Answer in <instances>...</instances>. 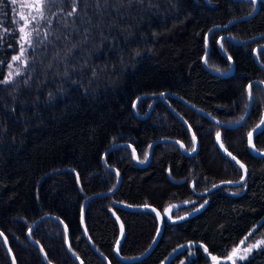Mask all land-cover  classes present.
<instances>
[{"label": "trees", "instance_id": "1", "mask_svg": "<svg viewBox=\"0 0 264 264\" xmlns=\"http://www.w3.org/2000/svg\"><path fill=\"white\" fill-rule=\"evenodd\" d=\"M84 4L99 25L87 37L64 27L67 3L45 0L43 32L8 81L18 31L10 0L0 2V264H177L185 252L170 253L186 244L194 254L184 264H206L263 231L264 156L247 138L264 120V1L255 10L253 0H109L102 14ZM249 83V111L231 127L159 98L169 91L231 124L246 112ZM217 132L246 166L243 181L222 183L243 170ZM252 144L264 150V124ZM115 202L163 215L160 238L136 261L114 254L113 212L123 258L146 250L157 217ZM245 264H264V247Z\"/></svg>", "mask_w": 264, "mask_h": 264}, {"label": "rangeland", "instance_id": "2", "mask_svg": "<svg viewBox=\"0 0 264 264\" xmlns=\"http://www.w3.org/2000/svg\"><path fill=\"white\" fill-rule=\"evenodd\" d=\"M45 0H16V3H12L10 0V9L12 12L14 24L18 31V49L15 54L11 57L8 68H7V77L11 74V77L19 73L25 66L27 62V53L29 44L28 41L32 42V39L40 34L42 31V26L45 23L46 19L40 17V12H43L45 16ZM36 16L37 19L33 20L32 17ZM23 29V31H21ZM21 48L24 49L23 55L21 56ZM20 56L19 60H14L13 57ZM243 241V243H241ZM239 241L236 246L231 247L225 256L219 257L216 255H209V260L206 264H245L250 255L259 248L264 247V243H260L257 247H253L250 251L245 252V249L249 245H257L258 241H264V230L259 232L254 236H247ZM233 249H238L236 255H233ZM183 250L185 253L181 256V260L177 264H184L188 259H191L194 254V248L189 244L181 245L179 249L174 250L170 253L172 256L175 252ZM169 255V256H170ZM228 256H232V259H228ZM213 257L216 259L213 260ZM243 257V259H241ZM169 257L161 264H169Z\"/></svg>", "mask_w": 264, "mask_h": 264}, {"label": "water", "instance_id": "3", "mask_svg": "<svg viewBox=\"0 0 264 264\" xmlns=\"http://www.w3.org/2000/svg\"><path fill=\"white\" fill-rule=\"evenodd\" d=\"M264 1V0H263ZM258 2H259V0H255V10H257L256 8L258 7ZM223 27H225V26H223ZM205 55V54H204ZM202 63H203V66L205 67V68H208L209 70H210V68L209 67H207V66H205V64H204V62L202 61ZM258 65H260L261 67H263L264 68V65H261L260 63H258ZM216 73V72H215ZM256 81V80H255ZM251 83V82H250ZM250 83L248 84V85H250ZM248 85H247V88H248ZM161 94H163V95H161ZM160 95H159V98L162 100V101H164L165 103H167L168 104V102L166 101V99H165V95L166 94H168V95H172V96H175L176 98H178L181 102H183L184 104L186 103L188 106H190L192 109H194L195 111H198V112H201V113H203L205 116H207V117H209L210 119H212L213 121H215L216 123H218L219 125L221 124V125H223V126H226V127H231V126H236V125H238V124H240V123H242V120L245 118V116L247 115V113H248V109H249V107H250V105H251V100L252 99H249V103H248V106H247V108H246V112L243 114V119H240V120H238L237 122H235V123H231V124H224V123H221V122H218V121H216L212 116H210V115H207L206 113H204V112H202L201 110H199L197 107L195 108V107H193L191 104H189L188 102H186V101H184L182 98H180L179 96H177V95H173L172 93H170L169 91H162V93H161ZM170 110L173 112V113H175L179 118H181V116H180V114L179 113H177V112H175V110H173L171 107H170ZM148 111V110H147ZM147 111H146V113H147ZM146 113H144L143 114V116H145V114ZM263 120V119H262ZM261 120V121H262ZM258 125H260V127L259 128H257V125L256 126H254L253 127V129L250 131L251 133H252V136H251V142L249 143V138H247V144H248V149H249V152L252 154V155H257V156H264V150H258V149H256L254 146H253V144H252V138H253V136H254V134L258 131V130H260V128L263 126V124H261V122L258 124ZM190 133H191V131H190ZM192 134V133H191ZM164 139H167V138H164ZM164 139H161V140H164ZM172 141H175V140H173L172 139ZM194 143H195V146H196V138H195V140H194ZM216 143H217V145H218V147H219V149H220V151H222L226 156H228V154L227 153H229L227 150H226V148L223 146V147H221V142H220V140L218 141L217 139H216ZM152 144L153 143H151L150 144V146H149V151H148V155H147V159L149 158V155H150V152H151V146H152ZM182 149H183V151L185 152V148L184 147H182ZM105 154V153H104ZM232 156H234L233 154H232ZM229 157V156H228ZM235 158H236V160H233L235 163H237L236 161H239L240 162V160L236 157V156H234ZM230 158V157H229ZM231 159V158H230ZM232 160V159H231ZM239 166H240V164H243L242 162H240V163H237ZM244 165V164H243ZM245 168H246V166H245ZM242 170H243V177L245 176V171H244V169L242 168ZM244 180V179H243ZM243 180H238V181H233V182H241V181H243ZM118 181H119V176H118V178H117V184H118ZM222 183H226V182H222ZM116 184V185H117ZM228 184H234V183H228ZM100 193H102V192H99V193H95V194H92V195H100ZM106 193H109V191L108 192H106ZM89 197L90 196H88L85 200H84V202H83V205L87 202V200L89 199ZM114 205H117V206H119V207H124L125 209H128V210H132V211H134V210H140V211H145V210H148V211H150L153 215H155V217H157V231H156V233H155V235H154V238H153V240L151 241V243L147 246V248H146V250L144 251V252H142V253H140V254H137L136 256H134V257H125V258H123V257H121L120 256V254H119V250H118V246H119V244H120V242H121V238L123 237V234H124V227L122 226V223L120 222V220H119V218L118 217H116V215H115V213L113 212V216L117 219V224H118V228H119V235H118V237H117V241H116V243H115V245H114V248H113V250H114V254L120 259V260H122V261H128V262H131V261H136V259H140V258H143L144 256H146L147 255V253L148 252H150L151 250H152V248H153V246L157 243V241H158V239L160 238L159 236H160V234H161V232H162V229H163V215L158 211V209H155L153 206H151V205H149V204H145V205H129V204H126V203H113ZM173 207V205H169V206H167V208L165 209V211H164V215H165V217L166 218H168V216H169V214H168V211L171 209ZM46 215H44V216H42V217H40V218H44ZM57 218V217H56ZM58 219V218H57ZM36 222H38V221H35L34 222V224L36 223ZM34 224H33V226H34ZM6 244V243H5ZM6 250L7 251H9V249H8V245L6 244Z\"/></svg>", "mask_w": 264, "mask_h": 264}, {"label": "snow or ice", "instance_id": "4", "mask_svg": "<svg viewBox=\"0 0 264 264\" xmlns=\"http://www.w3.org/2000/svg\"><path fill=\"white\" fill-rule=\"evenodd\" d=\"M0 2H2V0H0ZM63 2L67 3L68 6H69V9H70L69 11H67L65 13L66 20H65V23H64V27L67 30H69L70 32L74 31V32H77V33H81L84 37H87L90 34V31L93 28L99 27L98 24H93L92 23V19L88 15V9H89V5L88 4H84V6L82 8H79V10H78V5L82 4L83 0H63ZM127 2H128V4H131L133 2L143 4L144 0H127ZM253 2H255V0H253ZM12 3H16V0H12ZM94 3L96 5L95 11L97 13H101L102 14L101 10L107 8V6L109 4V0H94ZM120 3L123 5V0H120ZM61 10L63 11V9H61ZM39 14H40L41 18L47 19L46 17H44L43 12H40ZM32 19L36 20L37 17L33 16ZM68 19H71V21H72L71 24L67 23ZM77 21H79V24H77ZM49 23H50V21H49ZM21 31H23V29H21ZM28 43L30 44L31 41L29 40ZM73 47H76V45L75 44H71V46L68 48V52L65 55L70 53L71 52V48H73ZM262 50H264V49H262ZM20 51H21V56H22L24 49L21 48ZM13 59L14 60H19L20 56L13 57ZM229 59H230V57H229ZM10 80H11V74H9V77H8V81H10ZM8 81H0V83H7ZM246 91H247L248 98L251 99V97H252L251 85H248V88H247ZM161 95H163V94H161ZM241 119H243V117H241ZM261 124H264V120L261 121ZM259 127H260V125H257V128H259ZM251 136H252V133L249 132L248 133L249 143L251 142ZM220 138H221V133L217 132L216 133V139L219 141ZM192 139H193V141L195 140V136L194 135H193ZM221 147H223V145H221ZM191 150L195 151V147H193ZM227 154L232 160H236V158L234 156H232L231 153H227ZM236 162L240 163L239 161H236ZM240 167L243 168L245 173H246L247 170H246L245 166L243 164H240ZM243 179H244V177L242 176L241 180H243ZM226 183H237V182L228 181ZM213 187H215V185H213ZM205 203H207V201H205ZM201 207H203V205H201ZM0 236H2V234H0ZM241 243H243V241H241ZM260 243H264V241H258L257 245H249V247L247 249H245V252L250 251L253 247H257ZM205 251H207V250L205 249ZM237 252H238V249H233V255H236ZM215 259L216 258L213 257V260H215ZM228 259L231 260L232 256H228ZM241 259H243V257H241ZM233 264H235V261H233Z\"/></svg>", "mask_w": 264, "mask_h": 264}]
</instances>
